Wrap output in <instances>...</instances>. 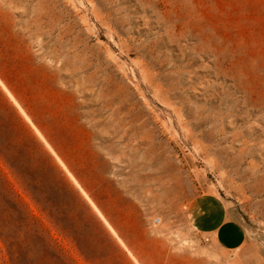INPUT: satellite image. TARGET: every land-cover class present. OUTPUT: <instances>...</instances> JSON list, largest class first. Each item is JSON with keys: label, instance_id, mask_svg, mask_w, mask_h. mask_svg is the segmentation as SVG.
Instances as JSON below:
<instances>
[{"label": "rangeland", "instance_id": "374dc122", "mask_svg": "<svg viewBox=\"0 0 264 264\" xmlns=\"http://www.w3.org/2000/svg\"><path fill=\"white\" fill-rule=\"evenodd\" d=\"M52 82L159 228L207 245L178 208L215 193L264 264V0H0V264H129L29 128Z\"/></svg>", "mask_w": 264, "mask_h": 264}, {"label": "crops", "instance_id": "0c3cea01", "mask_svg": "<svg viewBox=\"0 0 264 264\" xmlns=\"http://www.w3.org/2000/svg\"><path fill=\"white\" fill-rule=\"evenodd\" d=\"M35 104L22 108L29 128L47 149L64 182L88 204L129 264H244L248 230L236 210L215 193L194 197L178 213L205 246L184 247V238L154 224L149 198L119 175L113 155L97 141L78 105L76 92L56 82L37 83ZM177 210V208H175ZM231 256L227 259L226 256ZM223 256H225L223 258ZM226 258V259H225Z\"/></svg>", "mask_w": 264, "mask_h": 264}, {"label": "bare ground", "instance_id": "6f19581e", "mask_svg": "<svg viewBox=\"0 0 264 264\" xmlns=\"http://www.w3.org/2000/svg\"><path fill=\"white\" fill-rule=\"evenodd\" d=\"M181 245L184 247H189L192 245V243L187 239H183V241L181 242Z\"/></svg>", "mask_w": 264, "mask_h": 264}, {"label": "built area", "instance_id": "2783aa9c", "mask_svg": "<svg viewBox=\"0 0 264 264\" xmlns=\"http://www.w3.org/2000/svg\"><path fill=\"white\" fill-rule=\"evenodd\" d=\"M160 222H161V219H156V220L154 221V224L158 225ZM206 241H209V239L206 240Z\"/></svg>", "mask_w": 264, "mask_h": 264}]
</instances>
